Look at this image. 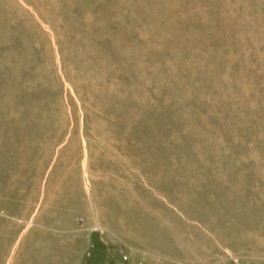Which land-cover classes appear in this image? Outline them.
Here are the masks:
<instances>
[{
	"label": "rangeland",
	"instance_id": "374dc122",
	"mask_svg": "<svg viewBox=\"0 0 264 264\" xmlns=\"http://www.w3.org/2000/svg\"><path fill=\"white\" fill-rule=\"evenodd\" d=\"M67 247L264 264V0H0V264Z\"/></svg>",
	"mask_w": 264,
	"mask_h": 264
},
{
	"label": "crops",
	"instance_id": "0c3cea01",
	"mask_svg": "<svg viewBox=\"0 0 264 264\" xmlns=\"http://www.w3.org/2000/svg\"><path fill=\"white\" fill-rule=\"evenodd\" d=\"M68 214L67 213H64V211L62 210V213H61V219H60V221H58V222H55V223H53V227H56L57 228V226H62L61 228H64V226H68V227H71L73 224H74V220L72 219V217L70 218V217H68L67 216ZM67 227V229H69ZM77 232L78 233H82L81 231H78L77 230ZM68 234L70 233H72V232H67ZM73 233H76L75 231H73ZM72 233V234H73ZM84 233H86V232H84ZM57 235V234H56ZM56 235H54L53 234V237L54 236H56ZM52 238V237H51ZM57 251H60V252H57ZM35 253V256L37 257V259L39 260V261H37V260H35L36 261V263H40V264H58L57 263V261H58V258H61V259H63V261L66 263V264H68L67 262H69V260H68V257L70 256V255H72V253H73V255H74V253L76 254V255H78V251H76L74 248H71V247H67V248H62L61 250H58V249H52V248H50V249H47V250H44V251H42L41 249H37V250H35L34 251ZM40 253H44V254H42L43 256L44 255H46V259H45V261H43L42 259H40L39 258V254ZM67 256V257H66ZM79 259V258H78ZM78 259H74V261L75 260H77L78 261ZM40 261H42V262H40ZM73 261V260H72ZM74 261L72 262V264H75L74 263ZM70 264H71V262H70Z\"/></svg>",
	"mask_w": 264,
	"mask_h": 264
},
{
	"label": "bare ground",
	"instance_id": "6f19581e",
	"mask_svg": "<svg viewBox=\"0 0 264 264\" xmlns=\"http://www.w3.org/2000/svg\"><path fill=\"white\" fill-rule=\"evenodd\" d=\"M88 165V164H87Z\"/></svg>",
	"mask_w": 264,
	"mask_h": 264
}]
</instances>
